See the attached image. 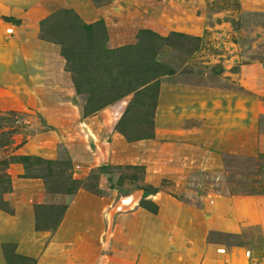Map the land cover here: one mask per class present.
Instances as JSON below:
<instances>
[{
	"label": "rangeland",
	"instance_id": "obj_1",
	"mask_svg": "<svg viewBox=\"0 0 264 264\" xmlns=\"http://www.w3.org/2000/svg\"><path fill=\"white\" fill-rule=\"evenodd\" d=\"M64 10H72L87 24L104 21L110 48L137 44L143 30L169 38L158 50V70L164 74L160 87L168 82L184 89L219 93L218 101L226 105L230 120L237 106L243 105L244 142H236L231 135L224 138L223 150L212 149L207 166L201 162L184 175L183 191L174 190L182 174H171L174 180L165 179L160 186L150 182L148 166L140 159L153 162L156 169L157 150L172 152L175 145L163 146L156 141L153 103L134 94L93 115L85 114L87 97L77 93L61 46L44 37L41 30L44 21ZM0 33L6 48L12 44L11 50L18 45L14 38L37 36L53 48L54 86L58 72L64 70L71 78L63 90L55 88L52 94L37 96L12 94L11 88L0 86L3 211L13 213L4 197L16 176L44 186L45 195L40 196L35 210L38 226L50 228L81 190L98 196L113 191L114 198L128 202L123 209L134 203L145 209L143 206L152 202L150 198L161 191L186 200L209 193L264 197V0H0ZM17 61L8 58L6 62L19 72L22 69ZM127 110L126 122L132 125L126 131L144 139L128 142L119 132L117 125ZM200 123L188 122L185 127L197 128ZM255 134L263 141L256 140ZM116 137L124 143L145 145L124 148L114 142ZM175 168L171 165L170 172ZM81 182L84 187L74 193ZM221 241L238 242L231 237ZM260 241L255 239L257 249L263 250ZM13 250L7 249L8 264H37Z\"/></svg>",
	"mask_w": 264,
	"mask_h": 264
},
{
	"label": "crops",
	"instance_id": "obj_2",
	"mask_svg": "<svg viewBox=\"0 0 264 264\" xmlns=\"http://www.w3.org/2000/svg\"><path fill=\"white\" fill-rule=\"evenodd\" d=\"M4 40L0 33V86L11 88L12 94H52L55 88L63 90L71 82L63 70L55 74L54 86L53 48L37 36L14 38L16 50H11L12 44L6 48ZM8 58L18 59L17 67L22 70L8 64ZM219 98V93L161 84L156 141L175 146L172 152L157 150L156 169L153 162L140 159L148 166L150 182L160 186L165 179L174 180L171 174H182L174 190L183 191L184 175L201 162L207 166L212 149L223 150L224 138L231 135L236 142H244V106H237L230 120ZM2 106L0 103V110ZM193 121L201 122L200 126L185 127ZM255 138L263 141L260 135L255 134ZM114 142L124 148L145 145L124 143L117 137ZM173 164L178 168L170 172ZM110 193L113 191L98 196L81 190L67 202L55 229H38L35 205L45 195L44 186L12 178L4 198L13 213L0 209V264H8L5 244H14L18 255L35 259L37 264H264V197L209 193L186 200L161 191L150 198L158 207L154 214L138 203L123 209L128 202ZM229 237L238 242L221 241ZM255 239L261 240L263 250L257 249Z\"/></svg>",
	"mask_w": 264,
	"mask_h": 264
},
{
	"label": "trees",
	"instance_id": "obj_3",
	"mask_svg": "<svg viewBox=\"0 0 264 264\" xmlns=\"http://www.w3.org/2000/svg\"><path fill=\"white\" fill-rule=\"evenodd\" d=\"M41 25L44 37L52 38L61 46V53L69 66L68 71L74 77L77 93L87 97L86 115H93L131 94L135 98L151 101L156 114L160 80L164 76L158 70V50L169 38L143 30L137 44L110 48L107 46L109 37L104 21L87 24L72 10H64ZM129 112H125L117 125L119 132L128 142L144 139L132 137L126 131L125 128L132 125L126 122ZM82 186L83 183H79L74 193ZM143 207L154 214L158 213V207L152 202ZM38 229L51 228L38 226ZM8 248H14L15 252L16 246L4 245L7 261Z\"/></svg>",
	"mask_w": 264,
	"mask_h": 264
}]
</instances>
